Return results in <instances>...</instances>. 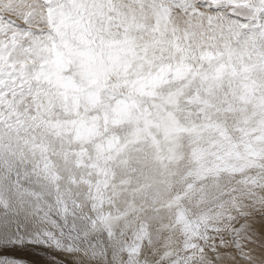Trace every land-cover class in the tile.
Wrapping results in <instances>:
<instances>
[{
	"label": "snow or ice",
	"instance_id": "obj_1",
	"mask_svg": "<svg viewBox=\"0 0 264 264\" xmlns=\"http://www.w3.org/2000/svg\"><path fill=\"white\" fill-rule=\"evenodd\" d=\"M258 217L264 0H0V264H264Z\"/></svg>",
	"mask_w": 264,
	"mask_h": 264
},
{
	"label": "rangeland",
	"instance_id": "obj_2",
	"mask_svg": "<svg viewBox=\"0 0 264 264\" xmlns=\"http://www.w3.org/2000/svg\"><path fill=\"white\" fill-rule=\"evenodd\" d=\"M252 230L256 238L254 247V254H256L262 247L261 240L262 238H264V218H256L252 223ZM17 255L21 254L17 253ZM23 255L26 259L30 261V264H44V258L42 256L37 255L36 252L24 253ZM257 259H259V255H257Z\"/></svg>",
	"mask_w": 264,
	"mask_h": 264
},
{
	"label": "bare ground",
	"instance_id": "obj_3",
	"mask_svg": "<svg viewBox=\"0 0 264 264\" xmlns=\"http://www.w3.org/2000/svg\"><path fill=\"white\" fill-rule=\"evenodd\" d=\"M259 250V249H258Z\"/></svg>",
	"mask_w": 264,
	"mask_h": 264
}]
</instances>
